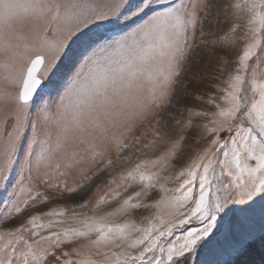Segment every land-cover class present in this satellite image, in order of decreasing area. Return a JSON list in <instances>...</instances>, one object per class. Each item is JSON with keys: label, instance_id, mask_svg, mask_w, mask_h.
Masks as SVG:
<instances>
[{"label": "snow or ice", "instance_id": "snow-or-ice-1", "mask_svg": "<svg viewBox=\"0 0 264 264\" xmlns=\"http://www.w3.org/2000/svg\"><path fill=\"white\" fill-rule=\"evenodd\" d=\"M230 6L245 22L220 37L239 50L235 60L217 57L221 75L206 100L215 111L185 109V128L202 129L207 145L174 174L165 173L183 135L139 159L106 181L113 187L92 215L56 207L0 229V264H264V0ZM210 8L209 0H0V187L11 185L13 197L0 224L54 199L47 190L79 194L102 179L113 150L130 161L163 140L158 110L179 104ZM149 117L158 127L144 143L146 132L133 133ZM72 170L81 179L69 185ZM153 191L159 197L146 202ZM140 209L151 212L139 223L115 219Z\"/></svg>", "mask_w": 264, "mask_h": 264}, {"label": "rangeland", "instance_id": "rangeland-1", "mask_svg": "<svg viewBox=\"0 0 264 264\" xmlns=\"http://www.w3.org/2000/svg\"><path fill=\"white\" fill-rule=\"evenodd\" d=\"M209 2L211 4L210 14L208 15L204 24L207 43L200 44L198 27L195 46L192 53L188 57V62L184 65L183 74L180 80V83L186 86V90L184 91L179 104L174 103L172 106L158 110V118L160 120V124L163 125V127H159V131L163 137V140L158 142L154 149H142L141 152L133 154L130 161H118L116 159V153L113 150L110 153V156L113 160V165L110 166V168H108L105 173L101 174L103 177L102 179L95 180L94 183H86L85 189L81 190L79 194H68L65 192L63 195H60L54 190H47L46 194L50 197H55L54 199H50L47 203L41 204L36 208L30 207L25 209L23 213L19 214L18 216H13L12 219L6 220L3 222V224H0V229L19 226L20 224L25 223L30 215L47 212L51 208L56 207H64L67 210L68 215H70L73 211L92 215L93 206L96 204L98 198L101 195L108 193L110 188L113 187L108 185L106 181L112 177H118L120 172L132 167L139 159H154L156 156L165 152L170 147L172 141L183 135L186 137V140L178 151L176 159L171 161V167L169 168L168 172L165 173L174 174L175 172H178L181 167L187 164L189 159L196 152L200 151L207 145L208 141L207 139L203 138L202 129L196 127H193L192 129L185 128L184 125L189 116L185 109L193 108L200 111H215V109L209 105L206 100L209 95L215 92V89L212 87V85L214 83H218V81L214 80L213 78L221 75V73L217 71V67L219 65L217 57L235 60L239 50V46L233 48L231 46H227L226 44H221L220 37L225 34H229V29L234 23L243 24L245 22L243 19L236 20L234 18V10L230 5H232L235 0H209ZM200 15L203 16V13H200ZM240 34V32H237L235 35L239 36ZM223 75L226 76L227 71H225ZM195 96H200L203 98L196 99L194 98ZM53 99H56L55 94L53 95ZM177 120H179L180 123H176ZM193 120L200 121L202 123L207 122L201 117H193ZM149 121L150 123L146 122L144 124H140L133 133L134 135H141L142 133L146 132L147 136L143 141L144 143L154 139L152 136V130L153 126H157L155 119L149 117ZM223 135L226 134H222V136ZM81 167L87 169L89 165H82ZM96 167H103V163L92 166V170L95 171ZM63 179H66L67 183L71 185L81 179V174L79 170H72L71 173ZM35 183L43 190V185L40 184L38 180L35 181ZM169 186L172 185L170 184ZM136 190L139 189L138 187L134 186L133 189H130L129 192L125 193L124 195H130ZM11 191V185L8 186L7 190H4V188L0 187V218H2L6 210L5 203L10 202L13 198L9 196V192ZM158 197L159 193L157 191H153L150 193L146 202H150L151 200L157 199ZM121 199H123V197H121ZM84 200L88 201V207H78V205ZM118 203L119 201H113L110 204L102 205L96 210V212L103 213L111 211L118 206ZM150 212L151 210H134L129 213L128 217H117L115 219L120 222H122L125 218L135 219L137 223H139L141 217L149 215ZM45 219L47 218L45 217ZM82 242L83 241H77L73 244L65 245L63 248L65 251L70 252L72 247H78ZM57 254H60L59 250H57ZM51 259L52 258L50 257L49 260ZM256 259L258 260L259 257L257 256Z\"/></svg>", "mask_w": 264, "mask_h": 264}]
</instances>
